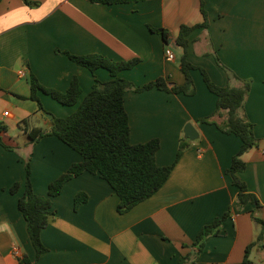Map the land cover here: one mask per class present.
<instances>
[{
	"label": "crops",
	"instance_id": "1",
	"mask_svg": "<svg viewBox=\"0 0 264 264\" xmlns=\"http://www.w3.org/2000/svg\"><path fill=\"white\" fill-rule=\"evenodd\" d=\"M29 1H0V125L7 126L1 134L13 147L0 143V264H21L23 258L31 264H179L181 256L192 253L196 256L190 264H245L247 247L261 230L251 211L255 209L264 220V0ZM202 1L209 26L187 35L188 59L206 69L220 86L238 83L230 81L217 57L239 77L252 80L245 112L254 123L259 144L243 154L247 167L239 175L261 206L237 202L239 189L226 170L242 140L216 124L200 122L216 109L217 95L208 88L202 71L193 68L194 94L158 87L125 92L131 142L159 138L157 163H175L163 186L120 213L121 198L106 179L90 171L72 177L52 197L54 213L41 231L48 250L37 258L18 205L26 188V158H31L34 191L48 195L49 184L82 161L83 155L56 135L27 144L21 121L41 117L45 127L51 125V116L40 110L36 100L18 96L30 94L29 72L60 91L78 77L82 92L74 105L39 91L45 109L61 117L78 108L96 78L106 81L113 76L105 67L93 73L57 49L79 55L99 53L115 61L138 58L134 67L119 75L137 86L158 77H164L170 87L181 85L186 75L177 37L182 25L205 20ZM151 27L167 29L169 42ZM168 47L174 59L166 57ZM189 122L195 124L199 137L190 140L176 161ZM10 130L18 131L17 138ZM17 181L20 187L12 192ZM81 192L87 199L75 209ZM227 212L220 232L209 236L198 252L193 243L202 227ZM249 258L264 264V248L256 244Z\"/></svg>",
	"mask_w": 264,
	"mask_h": 264
},
{
	"label": "trees",
	"instance_id": "2",
	"mask_svg": "<svg viewBox=\"0 0 264 264\" xmlns=\"http://www.w3.org/2000/svg\"><path fill=\"white\" fill-rule=\"evenodd\" d=\"M25 1L30 3L29 0ZM90 1L119 3L139 0ZM202 11L205 20L196 25H182L177 37V44L183 49L180 66L186 75V80L181 85L170 87L164 77H158L147 84L137 86L129 79L121 77L119 72L123 69L134 67L139 62L138 58L115 61L99 53L79 55L68 50L57 49V51L67 54L76 63L88 67L93 73H95L97 68L105 67L113 76L106 81L96 78L93 88L80 102L78 108L71 114L61 117L45 109L39 91L50 94L63 104L74 105L79 102L82 92L78 77L75 76L72 79L66 91H60L45 86L33 71L29 72L30 94H18V96L36 100L40 110L51 116V125L45 128L33 126L30 123V118L21 121L19 125L29 137L27 144H34L46 135H56L83 155L82 161L73 163L67 172L49 184L48 195H40L34 191L31 179V158H26V188L24 194L19 198L18 205L27 220L28 231L36 249L37 258L48 250V247L43 243L41 231L49 224L50 217L54 213L52 210V197L61 193L65 182L72 177L84 171L98 173L111 184L120 196L121 200L118 205L120 213L127 212L141 201L152 196L163 186L175 163L170 165H159L157 163L156 152L160 147L159 138H153L141 143L131 142L129 114L125 107V92L128 89L142 91L158 87L167 91L194 94L196 87L190 72L193 68H199L202 71L208 88L217 95L216 109L209 116L201 118L200 122L216 124L223 132L234 133L242 140L239 151L233 156L231 166L226 170L231 176L233 183L239 189L237 202L240 205L251 202L255 205V208L261 206L258 196L249 190L247 183L239 175V172L244 171L247 167L243 154L259 144V139L254 131V123L245 112V102L250 93L252 80L239 77L222 64L217 57L218 62L227 69L230 81L238 83L233 84L230 82L226 86H220L211 79L206 69L195 65L188 59L189 40L187 35L197 27L209 26L203 1ZM151 28L162 33L165 42H169L167 29ZM7 130L6 125H0V143L7 148H13L6 143L1 134ZM189 144L190 139L182 136L176 161L179 160ZM19 187L20 182L17 181L11 187V191L16 192ZM86 199V193H78L75 199V209ZM251 212L253 219L261 224V230L256 240L247 247L245 264H254L249 258V252L253 246L259 244L264 248L262 243L264 220L255 214V209ZM229 213L227 212L222 217L215 218L211 223L202 227L193 243L198 252L203 249L204 242L209 236L220 232L222 222L229 216ZM194 256L196 255L193 253L181 256L179 264H190ZM21 264H31V260L23 258Z\"/></svg>",
	"mask_w": 264,
	"mask_h": 264
},
{
	"label": "water",
	"instance_id": "3",
	"mask_svg": "<svg viewBox=\"0 0 264 264\" xmlns=\"http://www.w3.org/2000/svg\"><path fill=\"white\" fill-rule=\"evenodd\" d=\"M185 137L190 140H196L199 137V130L194 123L189 122L185 125L184 128Z\"/></svg>",
	"mask_w": 264,
	"mask_h": 264
},
{
	"label": "rangeland",
	"instance_id": "4",
	"mask_svg": "<svg viewBox=\"0 0 264 264\" xmlns=\"http://www.w3.org/2000/svg\"><path fill=\"white\" fill-rule=\"evenodd\" d=\"M43 121H44V120H43L41 117H34V118L30 121V123H31V125L35 124V125L42 126V127L45 128L46 125L44 124ZM23 133H24V132H23ZM9 134H10L11 136L17 138V136H18V131H16V130H10V131H9ZM21 135H22V134H21Z\"/></svg>",
	"mask_w": 264,
	"mask_h": 264
},
{
	"label": "built area",
	"instance_id": "5",
	"mask_svg": "<svg viewBox=\"0 0 264 264\" xmlns=\"http://www.w3.org/2000/svg\"><path fill=\"white\" fill-rule=\"evenodd\" d=\"M165 55L168 59H174L175 58V53L173 51V49L171 47H168L166 50H165ZM6 115H9V111H6L5 112Z\"/></svg>",
	"mask_w": 264,
	"mask_h": 264
}]
</instances>
